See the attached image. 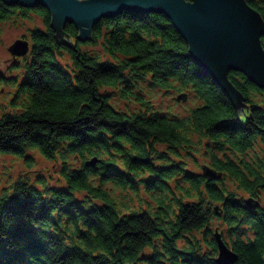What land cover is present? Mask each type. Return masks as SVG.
<instances>
[{
  "label": "trees",
  "instance_id": "trees-1",
  "mask_svg": "<svg viewBox=\"0 0 264 264\" xmlns=\"http://www.w3.org/2000/svg\"><path fill=\"white\" fill-rule=\"evenodd\" d=\"M30 13L42 25L0 110V155L26 167L0 186V264H218L216 234L235 264H264V88L229 72L250 107L236 117L163 14L123 10L90 41L67 23L68 45L44 6L0 0L4 23Z\"/></svg>",
  "mask_w": 264,
  "mask_h": 264
},
{
  "label": "water",
  "instance_id": "water-1",
  "mask_svg": "<svg viewBox=\"0 0 264 264\" xmlns=\"http://www.w3.org/2000/svg\"><path fill=\"white\" fill-rule=\"evenodd\" d=\"M26 8L44 6L50 12V24L55 40L72 44L64 31L67 23L76 26L77 38L90 41L94 26L103 18L115 17L123 10L137 15L163 14L184 37L190 58L210 76L231 101L236 117L250 107L244 104L242 93L229 79L231 70L240 71L264 88V19L246 0H4ZM31 45L26 39L16 40L9 48L14 58L24 57ZM182 98L179 96L178 99ZM95 160L90 161L94 164ZM203 174L210 179L219 176L209 167ZM258 206L252 198L246 200ZM218 264H235L238 256L216 234Z\"/></svg>",
  "mask_w": 264,
  "mask_h": 264
},
{
  "label": "rangeland",
  "instance_id": "rangeland-1",
  "mask_svg": "<svg viewBox=\"0 0 264 264\" xmlns=\"http://www.w3.org/2000/svg\"><path fill=\"white\" fill-rule=\"evenodd\" d=\"M41 25L42 20L35 13H30V16L27 18L19 16L17 20H10L7 23L0 21V78L5 80L4 82H0V110L2 112L14 111L13 98L16 90V82L23 79V77L20 76V70H14L11 68L13 66H18L19 64L17 61H20V58L22 57L14 58L9 52V48L18 39H26L30 42L28 34L29 29ZM28 54L29 52L27 55ZM21 60L23 61L24 58ZM15 75L16 78H14ZM168 98L169 96L165 97V99ZM177 108H179V111L181 110V107ZM13 159L14 156L0 155V186L9 183V179L12 175L17 176L26 171L23 170L26 169V167L20 160L19 163L13 167L11 165ZM34 161L35 166L32 172L36 173L41 171L53 181L51 176L56 175L59 169L58 162L45 161L39 153H37V158H34ZM17 170H21V173Z\"/></svg>",
  "mask_w": 264,
  "mask_h": 264
}]
</instances>
